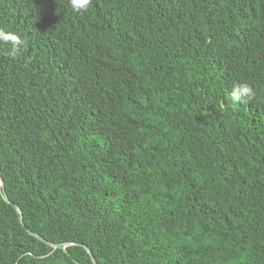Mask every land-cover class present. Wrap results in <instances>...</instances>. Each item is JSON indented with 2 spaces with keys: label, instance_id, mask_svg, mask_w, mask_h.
<instances>
[{
  "label": "trees",
  "instance_id": "trees-1",
  "mask_svg": "<svg viewBox=\"0 0 264 264\" xmlns=\"http://www.w3.org/2000/svg\"><path fill=\"white\" fill-rule=\"evenodd\" d=\"M0 31V264H264V0H0Z\"/></svg>",
  "mask_w": 264,
  "mask_h": 264
},
{
  "label": "clouds",
  "instance_id": "clouds-1",
  "mask_svg": "<svg viewBox=\"0 0 264 264\" xmlns=\"http://www.w3.org/2000/svg\"><path fill=\"white\" fill-rule=\"evenodd\" d=\"M70 4L74 11L81 13L90 8L91 0H70ZM0 43L10 44V55L16 56L21 53L24 41L14 33L0 31ZM229 95L232 105L253 101L257 98L254 87L247 82L234 85Z\"/></svg>",
  "mask_w": 264,
  "mask_h": 264
},
{
  "label": "water",
  "instance_id": "water-1",
  "mask_svg": "<svg viewBox=\"0 0 264 264\" xmlns=\"http://www.w3.org/2000/svg\"><path fill=\"white\" fill-rule=\"evenodd\" d=\"M1 183H2V180H1ZM4 198H5L6 200H8V198L6 197V194H5V193H4ZM14 207L20 212V215H21V210H20V208H19L17 205H14ZM37 237L42 238V237H40V236H38V235H37ZM52 245H53V247L64 246V244H62V245L52 244ZM94 263L97 264L96 262H94Z\"/></svg>",
  "mask_w": 264,
  "mask_h": 264
}]
</instances>
